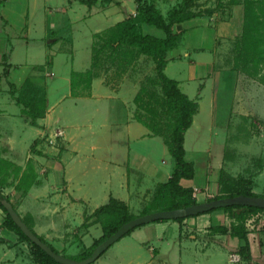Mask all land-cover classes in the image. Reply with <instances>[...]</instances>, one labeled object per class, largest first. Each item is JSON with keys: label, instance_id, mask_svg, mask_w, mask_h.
<instances>
[{"label": "crops", "instance_id": "1", "mask_svg": "<svg viewBox=\"0 0 264 264\" xmlns=\"http://www.w3.org/2000/svg\"><path fill=\"white\" fill-rule=\"evenodd\" d=\"M39 1L42 2L41 5ZM86 1L0 0V162L3 165L5 164V169L1 173H5L7 181V184L3 185V188L9 187L10 190L14 189V185L18 180L17 176H20L26 166L27 160H30L36 172V179L35 183L31 185L26 193L20 194V206L26 207L25 212L20 215H28L34 231L52 244L58 251L63 252L69 250L70 253H67L72 255L73 253L71 251L73 246L76 247V252L74 251L76 254L83 246H89L92 240L100 236L102 232L101 224L95 217L87 222L88 225L83 232L74 230L75 225L83 222L84 212L87 214L91 213L96 207L107 202L110 196L124 201L130 210L132 206L141 205L148 198L147 192L153 186L157 187L161 183L157 179L163 173L162 168L156 167L148 151H146L143 145L139 144L141 142L146 145L155 143L156 146L161 145L164 152L167 149V145L162 137L153 133L152 130L138 121L132 113L135 107L133 98L137 91L135 83L132 80H127L126 83L130 86L126 89L123 88L125 82L115 85L114 82L108 83V81H104L102 73H96L90 83L87 94L80 96L71 94L70 73L73 68L70 69L66 77V81L69 83V92L62 95L60 100L62 101L64 99L67 107L71 108L72 111L70 117H65L64 121L60 116H55L53 113L54 105L57 102L54 105L49 104L48 87H46L45 111L36 120L38 125L30 124L26 117L21 115V107L15 102L14 97L11 96L9 84H13L18 92L22 89L26 78H30L31 80L35 79L32 73L36 70L33 66H23L26 67L27 72L24 68H20L17 65L18 62L15 61L17 60V46L22 45L25 47L39 41L48 50V45L51 48V46L63 45L64 43L68 44L70 47L72 46L71 59L73 66V60L77 54V51H74V46L79 44L85 36L86 49L85 60H83L84 65L81 69H73V71H85L91 66V44L94 35L108 28H112L129 15H133L137 5L136 0H96L90 4ZM232 6L234 8L239 7L243 15V6L241 3H236ZM37 14L42 18L41 25L39 26L41 27V31L38 30L35 36H31L30 33L34 30V19ZM212 15L208 16L209 20H214L216 15L214 16V13ZM218 19L217 17L216 21H213L216 36L237 34V32H233L234 28L228 22H218ZM182 23L180 27H182ZM56 24L60 26L58 31H54ZM222 25L225 27H222ZM241 26L242 24L240 25V29ZM232 29L233 31H231ZM61 30H64L66 34L62 35ZM179 43L180 41L171 50L173 51L171 55L167 54L168 60L164 72L168 77H170L167 74L169 60L177 59V61H181L182 59L181 50L177 48ZM46 50H44L45 55H47ZM3 54L6 55L4 59L2 57ZM50 58L51 62L49 67L53 68L54 57L52 58L50 56ZM48 62L47 60L46 63ZM173 79L178 82L181 91L189 98L195 99L197 102L201 99L202 94L200 93L198 95V91L190 95L185 90V88H192L189 83L195 79L193 71L189 75L190 81L188 80V84H184L179 78L175 77ZM102 102L105 105L101 104ZM78 105L79 107L84 105L86 108H90V110H98L103 107L102 110L104 112L109 111L111 108L115 109V106L124 109L125 114L123 117L109 129V135L105 138L107 144L102 149L103 151L96 152L93 143L90 145L88 151L80 149L82 147H80L79 132L88 130L91 133L95 125L92 121L88 119L82 120L81 117L77 116L76 109ZM194 116L192 124L194 123ZM100 125L101 127H106V124ZM60 126L63 128L67 143L64 149L56 151L55 148L47 147L40 140L48 129L51 131L55 127L60 129ZM111 130L118 131L117 133H113ZM34 139H38L39 142L35 145V151L33 152L30 149V145ZM83 144L85 145V141L82 142ZM209 151L210 148L206 150L208 152V158L199 160L198 164L196 163L201 168V176L198 178L196 176L197 165H195L193 160H190L194 164L195 175L192 179H182L181 184L183 186H190L192 188L199 187L201 190L204 188V185L206 186L205 183L209 179L207 172L214 168L211 165ZM201 152L198 150V154ZM92 166H94L93 169L95 171H101L100 173H102L97 180L95 179V183H91L94 177L89 178L90 176L86 169ZM217 168V174H219L222 168L221 164ZM16 169H18L17 176L14 175ZM169 174L170 171L166 173V179L169 177ZM196 179L201 183H196ZM216 180H218V177H216ZM209 182L211 183V180ZM214 186L216 188L218 187V181H216V185L214 184ZM60 191L63 194H59ZM16 192L21 191L16 190ZM201 193H205L204 190ZM202 196L201 194L200 197ZM141 209L139 207L137 212H140ZM222 211L224 210L218 209L194 217L191 216L182 220V223L173 220L149 222V224L146 223L147 226H139L140 228H135L123 237H131L136 233V229H142L138 233L144 236L138 238L137 241L146 243L150 257L143 262L140 260L143 257L141 254L143 250L140 246L137 250L140 249L141 252H137L133 258L138 261L137 264H158L159 262L163 264L165 263L164 259H158L157 257L160 255L161 249L163 250L165 247H157L153 243H150L149 237H152L153 231L155 238L166 243L178 232L177 237L179 242H182L184 239L182 233L188 230L184 229L183 224L185 221L194 222L195 219L199 220L204 217H210L212 219L214 215L218 216L222 214ZM224 213L227 214L225 211ZM256 214L264 221V211ZM227 217L230 223L233 222L231 217ZM2 219L3 213L0 211V264H33L34 261L31 255L28 253V250L26 252L24 249L26 243L20 241L17 234L13 231L1 226ZM206 222L209 223L208 220ZM202 225L205 226L206 224L204 223ZM38 226H42L40 231L38 230ZM180 228L183 230H180ZM206 230L204 229L203 232ZM261 231H264V229L259 231L248 230L247 238L251 251L250 258L260 264H264V232ZM146 234L147 237H145ZM214 235L215 239L220 237L225 238L222 239L227 244L225 246L227 256L232 251L237 253V247L244 243L243 240L229 234L227 236L226 234H221V236ZM68 237L71 238L69 241L67 240ZM87 237L90 238L88 241H86ZM215 239L214 241H216ZM55 242L59 246L55 245ZM253 244L256 247L255 254H253L251 248ZM181 248L182 245L179 244L178 252L180 254ZM167 250L168 248L164 249L165 252ZM194 252H196V255L200 253L206 256H211L210 254L214 253L218 255L224 254L221 250L209 251L206 248H201L200 251L195 250ZM156 259L158 260L156 261ZM228 261L230 262L229 257ZM195 263L197 264V262ZM246 263H248V260L244 262V264Z\"/></svg>", "mask_w": 264, "mask_h": 264}, {"label": "rangeland", "instance_id": "2", "mask_svg": "<svg viewBox=\"0 0 264 264\" xmlns=\"http://www.w3.org/2000/svg\"><path fill=\"white\" fill-rule=\"evenodd\" d=\"M180 1L181 0H155V5L166 17L169 10ZM232 1L234 0H195L191 8L201 15L182 23L181 28L183 29V33L177 47L181 50L182 59L181 61L170 59L167 69V74L170 77L179 78L184 84L189 83V75L192 71L194 72L195 79L189 83L192 88H185L190 95L196 93L199 85H203L200 91L202 97L198 101L199 111L196 116H194V123L191 124L184 135V142L186 144L184 146L186 150L185 158L187 160H193L195 165H197L199 160L208 158V152H206V150L210 148L211 165L214 166V168L207 172L209 179L205 183L206 186L204 185L202 190L199 187H195L196 192L198 193L199 191L200 194H197L195 197L197 203L207 201V198L219 193V184L217 188L214 186V184L216 185V181H218L216 177H218L217 167H219V164L222 166L221 169H224L234 177L241 176L249 178L251 180L252 191L256 194L264 195V67L254 69L251 67L253 66L252 62L249 61V64L245 66H242L240 62L241 60L237 55L236 41L241 32L242 12H240L239 7L234 8V6L231 5ZM221 2L223 6L217 7V4ZM39 4L41 5L42 2L39 1ZM209 8H218L214 10V16L216 15L219 18L217 21L228 22L229 25L234 28V31L233 29L231 31L237 32V34L216 36L213 21H216L217 17L215 16L214 20H209V18L206 17L207 14L205 12ZM41 22L42 18L37 14L34 19V30L30 33L31 36H35L38 30L41 31V27H39ZM223 25L222 27H225ZM59 27L60 26L56 24L54 31H58ZM106 30L99 32V36L94 35L91 44V49L94 48L95 53L97 52L95 55L96 65L94 71L98 74L102 73L104 81H108V83L114 82L115 85H119V83L125 82L123 88L126 89L130 86L126 81L132 80L137 88L133 98L135 107L132 113L134 117L141 119L149 126L156 127V129L160 131L164 141V137H169L171 126L176 117L175 113L169 111L165 105V99L155 72L154 60L151 56L138 53L137 49L133 47L114 45L109 39L113 34L108 31L106 32ZM61 31L62 35L66 34L64 30ZM141 32L156 36H162L164 34L162 30L144 23L141 25ZM108 41L112 45H106ZM85 42L86 39L84 36V39H81L80 43L74 46V51H77V54L73 60V66L71 59L72 46L70 47L68 44L64 43L63 45L51 46V48H49L50 45H48V50H46L44 44L39 41L25 47L22 45L17 46V60H15L18 62L17 65L20 68H24V70H26V67L23 66H33L36 70L32 73L35 79L31 80L34 87L32 86V89H28V91H37L39 93H37L38 95H43V93H46V87H48V102L50 105H54V103L57 102L54 105L53 113L55 116H60L63 121L65 117H70L72 111L71 108L67 107L64 99L62 101L60 100L62 95L69 92V83L66 81V77L71 68L81 69L84 65ZM44 50L47 51V55H45ZM172 52L173 51H169L168 54L171 55ZM48 53H50V55H48ZM50 56H52V58L54 57L53 68L49 67L51 62ZM47 60L49 61L48 63H46ZM26 71L28 72V70ZM35 87H37L36 90L34 89ZM76 94L84 96V94H87V90L80 85V87L76 89ZM30 95L32 94H27V92L22 94V96L26 98ZM101 104L105 105L104 102ZM92 105L94 106V104ZM102 109L103 107L98 110H90V108H86L84 105L81 107L78 105L76 109L77 116L81 117L82 120L88 119L95 125L91 133L88 130L79 132L81 141L80 147H82L80 149L88 151L90 145L93 143L96 152L103 151L102 149H104L107 144L105 138L109 135V129L125 114L124 109L118 108L117 106H115V109L111 108L106 112ZM21 115L28 117L25 108L23 111L21 109ZM100 124H106V127H101ZM61 127L62 126L59 127L60 129L55 127L52 131L48 129L43 134L40 141H43L49 148H55L56 151L64 149L67 142L64 137L63 128ZM58 130H61L62 133L56 138V143H48L46 138ZM111 131L117 133L118 130ZM83 141H85V145H82ZM139 145H143L146 151H148L156 167L162 168L163 173L159 175L160 178L158 177L157 180L161 182L166 181V173L170 171L171 174L173 168V160L168 148L165 149L164 152L162 146H156L155 143L146 145L141 142ZM117 149H119V147H117ZM198 150L202 152L198 154ZM93 168L94 166L86 168L90 176L89 178L94 177L91 183H95V179L97 180L99 175L102 174L100 173L101 171H95ZM200 169L201 168L197 165V178L201 176ZM209 180H211V183ZM195 181L198 184L201 183L197 179ZM155 190L156 186H153V188L147 192L148 198L142 202L141 205L132 206V210L130 209L131 214L138 216L142 211L148 210L151 207H161L164 202L156 199ZM203 190L206 194L201 193ZM2 191L10 196L19 214L25 212L26 207L20 206L21 192H16L15 188L10 190L9 187L2 188ZM59 194H63V192L60 191ZM201 194L203 195L202 197H200ZM139 207L142 209L140 212H137ZM222 212L223 213L218 216L214 215L212 219L210 217H204L199 220L195 219L194 222L185 221L183 226L184 229L188 230L182 233L184 237L183 235H181V237L185 239H183L182 242H179L177 237L178 232L166 243L165 241L161 242L159 239L155 238L153 236V231L152 237H149L150 243H153L157 247L168 248L166 252L164 251L165 248L163 250L161 249V253L157 258L164 259L165 263L163 264H196L195 262H197V264H231L232 262L230 261V263L228 261V257H230V254L234 253V251L227 256L225 247L227 244H225V241L222 239L224 237L216 239L214 237V234L218 236L226 234L227 236L229 233L213 231L211 229L212 226L220 224L226 227L231 225L227 217L229 214L227 212V214H225L224 211ZM207 220L209 223L206 222ZM204 223L206 224L205 226L202 225ZM86 224L88 225V223ZM87 225H83L82 222L79 225H75L74 230L83 232ZM141 226H147V224ZM41 227L42 226H38L39 231ZM181 229L182 228H180V230ZM204 229L209 231L206 230L203 232ZM139 230L142 229H136V233L131 237H121L108 248L95 264H98V262L99 264H137L138 261L133 257L137 252H141L140 249L137 250L140 246L143 250L141 253L143 257L140 260L142 262L148 260L150 252L148 251V247H146V243L137 241L138 238L144 236L138 233L140 232ZM145 237H147V234ZM70 239L69 237L67 238L68 241ZM89 239L90 238L87 237L86 241ZM214 239L216 241H214ZM25 243L26 246L24 249L26 252L28 250L30 254V246L27 242ZM179 244L182 245L181 254L178 252ZM55 245L59 246L56 242ZM75 248L76 247L73 246L71 251L73 255L76 252ZM201 248H206L209 251H214L216 249L221 250L224 254L218 255L214 253L210 254L211 256H206L199 253L196 255L194 251H200ZM251 248L253 254H255V245L253 244ZM67 252L70 253L69 250L61 253L68 254ZM158 259H156V261ZM261 262L263 263V261ZM158 264L162 263L159 262ZM232 264H240V262L236 261ZM246 264L260 263L250 258Z\"/></svg>", "mask_w": 264, "mask_h": 264}, {"label": "trees", "instance_id": "3", "mask_svg": "<svg viewBox=\"0 0 264 264\" xmlns=\"http://www.w3.org/2000/svg\"><path fill=\"white\" fill-rule=\"evenodd\" d=\"M94 1L96 0H87L86 2L90 4ZM194 3L195 0H181L176 6L169 10L165 17L162 12L156 8L155 0H136L137 5L135 14L129 15L123 21L118 22L112 28L106 30V32L108 31L113 34L109 39L114 45L133 47L137 49L138 53L152 57L155 62V72L165 99V105L169 111L175 113L176 117L171 126L169 137H164L165 144L173 158V169L167 180L159 183L155 190L156 199L162 200L164 204L161 207H151L148 210H144L139 215L154 211L184 208L197 203L196 199L192 196L193 188L190 186H183L181 180L192 179L195 175L193 162L185 158L184 135L193 122V116L198 111V102L195 99L189 98L184 92H182L178 86V82L175 79L168 77L164 72L168 60L167 54L177 46L181 39L183 33V29L180 27L181 23L201 15L192 10L191 7ZM236 3H241L243 6L241 32L236 41L237 55L241 60L240 62L242 66H245L249 64L250 61L253 65L251 67L254 69L264 67V0H234L231 2V5ZM222 6V2L217 4V7ZM215 9H207L205 12L207 14L206 17L211 16L215 12ZM143 23L162 30L164 33L163 36L159 37L141 32V25ZM99 35L100 33L95 34V36ZM106 45L112 44L108 41ZM96 54L97 52L95 53L93 48L91 66L87 70L82 72L71 71V94L77 95L76 89L80 87V85L86 90L89 89L90 83L96 75V72L94 71ZM2 57L4 59L6 58V55L3 54ZM32 86L33 83L30 78L25 79L22 89L18 92L13 84H9L11 96L14 97L15 102L21 107L22 111L24 108L26 109V113L28 114V117H26L27 121L32 125H38L36 120L44 113L43 111L46 107V93L38 95L39 93L37 91L29 92L28 89H32ZM202 87V84L198 86V95L200 94ZM34 89L36 90L37 87ZM26 92L27 94L32 95L27 98L23 97L22 94ZM137 119L152 130L153 133L161 136L160 131L156 129V127L149 126L141 119ZM38 142V139L33 140L30 145L31 151H35L34 148ZM4 165L0 162V211L3 213L1 226L17 234L20 241H25L29 244L30 255L35 264L63 263L55 260L40 246L35 244L30 239L31 235H36L55 253L61 254L74 264H93L108 250L109 247L120 239L108 241L109 237L124 223L136 217V215L131 214L128 205L124 201L110 196L107 202L96 207L91 213L87 214L84 212L83 214V225H87L86 223L93 217L100 222L102 230L101 235L94 238L89 246H83L81 250L74 255L61 253L52 244L47 242L42 236L34 231L30 217L28 215L21 216L17 212L16 205L11 200L10 196L3 193V185L7 184L5 173H1V171L5 169ZM18 169H16L15 176L18 175ZM17 177L18 180L14 185V188L21 191V194H24L29 190L31 185L35 183L36 179V172L34 171L30 160H27L25 168L22 170L20 176ZM218 184L220 187L219 193L207 198V201L237 195L264 197V195L256 194L252 191L251 180L249 178L241 176L234 177L224 169H220L219 171ZM216 209H221L227 212L233 219V222H231L229 227L220 224L212 226L211 229L223 233L227 232L229 235L236 236L244 241V243L239 245L236 249L240 257V264H244V262L251 257L249 241L247 238L248 230L245 227V220L251 215L264 211V208L234 204ZM216 209H211L203 213H208ZM191 216L177 217L170 220L181 222L185 218ZM164 221H168V219H160L154 222ZM135 228L129 230L123 236L129 234Z\"/></svg>", "mask_w": 264, "mask_h": 264}, {"label": "water", "instance_id": "4", "mask_svg": "<svg viewBox=\"0 0 264 264\" xmlns=\"http://www.w3.org/2000/svg\"><path fill=\"white\" fill-rule=\"evenodd\" d=\"M246 205V206H257L264 208V197L262 196H246L237 195L233 197H223L219 199H214L210 201H204L199 203H194L192 205L186 206L184 208H177L171 210L154 211L151 213L136 216L135 218L124 223L120 228H118L108 239V241H114L121 238L129 230L141 226L143 224L154 222L160 219H174L177 217H185L191 215H197L199 213L206 212L211 209H216L222 206L229 205ZM30 239L40 246L47 254L53 257L55 260L60 261L63 264H74L69 259L63 257L61 254L55 253L48 245L42 242L36 235H31Z\"/></svg>", "mask_w": 264, "mask_h": 264}, {"label": "built area", "instance_id": "5", "mask_svg": "<svg viewBox=\"0 0 264 264\" xmlns=\"http://www.w3.org/2000/svg\"><path fill=\"white\" fill-rule=\"evenodd\" d=\"M61 133H62L61 130H58L57 132H54V134H52V135L50 134L46 141H48V143L55 144L56 138L59 137L61 135ZM197 194H199V191L197 193L196 188L193 187L192 196L195 198L197 196ZM245 227L249 231H255V230L259 231V230L264 229V221L261 218H259V216L257 214H254L245 220ZM229 260L231 262H236V261L240 260V257L237 253H232V254H230Z\"/></svg>", "mask_w": 264, "mask_h": 264}]
</instances>
